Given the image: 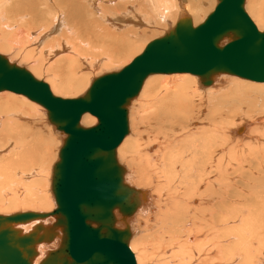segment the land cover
I'll return each instance as SVG.
<instances>
[{
	"label": "bare ground",
	"instance_id": "6f19581e",
	"mask_svg": "<svg viewBox=\"0 0 264 264\" xmlns=\"http://www.w3.org/2000/svg\"><path fill=\"white\" fill-rule=\"evenodd\" d=\"M187 2L190 12L183 9ZM187 2L0 0V54L25 67L17 59L13 61L19 54L15 58L12 54L22 48L16 42L10 45L13 38H9L8 30H15L24 43L49 45L48 58L31 59L25 68L35 78L38 72L48 71L55 94L68 92L82 84L84 71L89 74L102 64L115 63L130 54L149 29L138 28L145 21L153 26L168 22L170 27L163 37L180 18L188 17L197 26L211 13L198 23L202 3ZM178 9L182 10L179 16ZM194 9L196 13H192ZM246 10L254 13L253 21L262 32L264 0H245ZM27 53L32 54L30 50ZM196 82L200 90L207 89V97L197 89ZM263 87L264 83L228 74L215 75L208 87L191 74H156L145 80L129 104V133L116 150L117 160L126 169L125 183L146 192L145 201L128 219L129 248L136 264H264V116L243 121L235 111L244 99L250 107H254L250 104L253 100L264 109ZM13 94L0 92V123L3 119L6 132L11 131V135L0 133V207H8V213L0 215L18 213L15 211L20 206L21 212L49 213L56 207L51 191L52 168L66 136L49 123L43 107ZM42 109L61 143L46 186L51 195L35 191L44 181L40 177L47 176L40 169L44 158L39 160V153L44 151L45 157L52 158V146L40 148L36 144L39 138L35 140L41 132L33 124L34 114ZM96 123L88 113L80 119L83 127ZM11 137L13 151L8 157ZM5 186L8 192L12 186L23 188V194L10 192L4 197ZM52 221L49 218L43 223ZM36 223L23 226V231ZM117 226L123 227L120 223ZM57 244L55 240L49 246H39L34 264Z\"/></svg>",
	"mask_w": 264,
	"mask_h": 264
},
{
	"label": "water",
	"instance_id": "95a60500",
	"mask_svg": "<svg viewBox=\"0 0 264 264\" xmlns=\"http://www.w3.org/2000/svg\"><path fill=\"white\" fill-rule=\"evenodd\" d=\"M156 74L195 75L204 87L217 74L264 83V30L247 15L245 0H217L202 23L180 18L128 65L95 78L82 96L70 99L53 95L45 82L0 54V92L40 105L66 136L52 168L56 207L49 213L0 215V264H34L38 247L55 240L57 246L37 264H136L128 219L146 192L125 183L116 150L129 133V104ZM86 113L96 118L95 125L81 126ZM49 218L53 221L44 224ZM32 222L37 223L24 232Z\"/></svg>",
	"mask_w": 264,
	"mask_h": 264
},
{
	"label": "rangeland",
	"instance_id": "374dc122",
	"mask_svg": "<svg viewBox=\"0 0 264 264\" xmlns=\"http://www.w3.org/2000/svg\"><path fill=\"white\" fill-rule=\"evenodd\" d=\"M171 2L172 3H174V0H171ZM186 2H187V0H186ZM199 2H201L202 4H201V6H203V13L200 15V17H199V19H198V23L202 20V19H204V16H207L210 12H212L213 11V9H214V6H215V0H199ZM188 3V2H187ZM183 9H187V11L188 12H190V9H189V3L186 5V8H183ZM248 9V8H247ZM182 10H180L179 11V9H178V13H177V15L179 16V14H182V13H180ZM193 12L192 13H196V9H194V10H192ZM184 13H187V12H184ZM246 13L248 14V16L250 17V19L252 20V22L254 23V21H253V17H254V13H250V12H248L247 10H246ZM263 13H264V11H263ZM166 23V24H165ZM172 24H173V22H172ZM172 24H170V25H172ZM255 24V23H254ZM147 26V27H146ZM173 26V25H172ZM256 26V25H255ZM139 27H142V28H144L145 27V29L147 30L148 28V31H147V33H146V35L141 39V41H139L137 44H136V47H134V49L130 52V54H127L126 55V57L124 56L123 58H121L119 61H117V62H115V63H109V64H107V65H101L100 67H98V68H94L93 70H92V72H90L89 74L88 73H86L85 71H84V73H83V77H84V79H85V77L87 78V79H83V81H81V83L82 84H80L79 83V85H78V87H76V89H73V90H70V91H68V92H65V91H61V93H58V94H55L56 93V91H54V89L52 88V84H54V81H53V79L51 78L52 77V75L51 74H49V72L48 71H44V72H38L39 74L38 75H36L37 77V79H39V80H42V81H44L46 84H48V86L50 87V89H51V91H52V93L55 95V96H58V97H61V98H66V99H70V98H76V97H78V96H80L81 94H83L84 92H85V90L87 89V87L89 86L88 84H89V82L92 80V79H94V78H96V77H99V76H101V75H103V74H105V73H109V72H114V71H118V70H120L121 68H123L124 66H126L127 64H129L130 62H131V60L133 59V58H135L136 56H138L142 51H143V49L145 48V46L149 43V42H151V41H153V40H155V39H157V38H159V37H161L163 34H164V32L167 30V28H169L170 26H169V23L168 22H164V23H162L161 25H156V26H153L152 24H149V23H147L146 21H145V23H142V24H140L139 26H138V28ZM257 27V26H256ZM8 32V34L10 35V39L11 38H13V39H11V41H10V45H14L15 44V42H16V44H19V47H21L22 48V50L24 49V51L22 52V50H16V52H15V54H12L13 55V57L15 58V57H17L16 55H18V57L17 58H15L13 61H15L16 59L18 60H16L20 65H22V66H25L26 68H27V66L29 67V65L31 64V62H32V60L31 59H34V61H36L35 60V58H39V60H45L46 59V57L48 58L51 54L48 52V50H49V45L46 47V46H44L45 44L44 43H42V42H40V41H38L36 44H35V46L33 45V43L32 44H30L29 42H23V41H20V39L21 38H19V36L18 35H16L14 32H15V30H12V31H7ZM11 32H13V33H11ZM11 34H13L12 36H11ZM15 35H16V37H15ZM14 36V37H13ZM16 38H18V39H16ZM14 42H13V41ZM17 40V41H16ZM19 41V42H18ZM20 43H22V44H20ZM23 43H24V46H23ZM27 43V44H26ZM40 43V44H39ZM42 43V44H41ZM9 45V46H10ZM33 45V46H32ZM16 46V48L18 47V45H15ZM14 46V47H15ZM43 46V47H42ZM32 47V48H31ZM36 47V48H35ZM142 47V49H140ZM31 48V49H30ZM40 48V49H39ZM42 48H43V50H42ZM44 48H45V51H44ZM10 50H12V48H9ZM30 50V52L32 53L31 55L30 54H26V52H28ZM42 50V51H41ZM8 51V50H7ZM34 51V52H33ZM43 52V53H42ZM35 54V55H34ZM32 55H34V56H32ZM37 55H39L38 57H37ZM49 55V56H48ZM23 56V57H22ZM25 56V57H24ZM26 56L28 57L27 59H26ZM29 56H31V57H33V58H30ZM36 56V57H35ZM25 58V59H24ZM22 63H20V62ZM126 62V63H125ZM25 64V65H24ZM27 65V66H26ZM104 66V67H103ZM28 69V68H27ZM94 71V72H93ZM31 72V71H30ZM33 74V73H32ZM41 74V75H40ZM86 74H87V76H86ZM45 75H48V77H46ZM91 75V76H90ZM35 76V75H34ZM40 76V77H39ZM65 77V76H64ZM72 77V76H71ZM192 77V76H191ZM45 78H49L48 80L46 79L45 80ZM194 78V77H193ZM195 79V78H194ZM196 80V79H195ZM48 81V82H47ZM49 81H50V84H49ZM196 87H197V89H199L200 87L197 85V82H196ZM209 89H212V88H209ZM208 89V90H209ZM214 89V88H213ZM262 89H264V87L262 88ZM200 90V89H199ZM207 90V89H206ZM206 90H200L201 91V94H203V96H205V97H207L206 96V94H205V91ZM66 94V95H65ZM14 95V94H13ZM15 96V95H14ZM18 95H16V97H17ZM136 101V100H135ZM243 104H242V106H241V108L239 107V108H236L235 109V111H236V113H238V119L239 120H243V121H246V120H248V119H253V118H255V117H259L260 115L261 116H264V109L263 108H260V107H257V105L255 104V102L252 100L251 101V103L250 104H253L254 105V107H250V105L248 104L249 102H248V100L247 99H244L243 100ZM248 102V103H247ZM249 106V107H247V106ZM36 106V105H35ZM37 108H39V109H41L40 107H38V106H36ZM245 107H246V109H245ZM241 109H242V111H241ZM259 109V110H258ZM261 109V110H260ZM249 110V111H248ZM243 112V113H242ZM257 112V113H256ZM263 112V113H262ZM259 114V115H258ZM35 120H36V122H33V124L35 123V125H36V128H38V129H36V131L38 130V132L40 133L41 132V136H37V137H35V140H36V138L38 139H40V140H42V141H40L39 139H38V143H36L37 145H39V147L40 148H43L44 149V145L46 144V145H48L49 147L50 146H52V147H50V148H54L53 150L51 149H49V153H53L52 155L50 154V157H52L51 158V160L49 159V158H47V156L45 157L44 156V151H41L40 153H39V160H41L42 158H44L43 159V164H41V167H40V169L41 170H43V171H45V173L47 174V176L46 175H44V177H40V179L41 178H43L44 179V181L42 182V184H41V186H36V188H35V191L37 192V193H44V192H46V191H48L47 193L48 194H50L49 193V188H47L46 186L48 185L49 186V178H50V170H51V167H52V165H53V163L55 162V159H56V155H57V150H58V147H59V144H61V143H59V140H58V137H57V133H55L53 130H52V128L49 126V124L46 122V119H45V115H44V112H43V109L42 110H38L35 114ZM251 115V116H250ZM257 115V116H256ZM42 116V117H41ZM37 117V118H36ZM40 118V119H39ZM1 124H3V126L1 125ZM4 122H3V119H2V121H1V123H0V133L2 134V135H7L8 133L11 135V131H9V132H6L8 129H6L7 127H5L4 126ZM32 124V125H33ZM82 124V123H81ZM6 125V124H5ZM35 125H33V126H35ZM48 126V127H47ZM83 126V125H82ZM4 129H3V128ZM84 127H87V126H84ZM89 127V126H88ZM39 129H40V131H39ZM3 131V132H2ZM43 131V132H42ZM49 131H50V136H48L47 134L49 133ZM48 132V133H47ZM7 133V134H6ZM43 133H45V134H43ZM0 134V135H1ZM9 135V136H10ZM46 136H48L47 138H46ZM54 136V137H53ZM144 136V135H143ZM41 137H44V138H41ZM45 140V141H44ZM142 140L144 141V139L142 138ZM237 140H241V139H239V138H237ZM8 141H9V146L12 144V146L10 147V149H8L9 151H8V153H10V151L12 150L13 151V139H12V137H11V140H10V138H8ZM244 141V140H243ZM11 142V143H10ZM35 142V141H34ZM41 142V143H40ZM43 142V143H42ZM42 144V145H41ZM53 151V152H52ZM8 153H6L5 154V156H7V154ZM11 155V153L10 154H8V157ZM42 157H41V156ZM8 157H6V158H8ZM53 158H55L54 160H53ZM49 159V160H48ZM119 159V158H118ZM38 160V161H39ZM120 160V159H119ZM51 163V165L50 166H48V163ZM121 162V161H120ZM46 164V167H43V165H45ZM50 167V168H49ZM44 173V174H45ZM48 177V178H47ZM42 179V180H43ZM46 180V181H45ZM46 184V185H45ZM6 187V186H5ZM16 186H12V188H10V189H12V190H10L9 192H8V188L6 187L5 188V190H3V196L5 197V194H8L9 195V193L10 192H13V193H16L18 196H20L21 194H23V192L21 193V191H23V188L20 190V189H18L17 190V187L15 188ZM14 188V189H13ZM18 188H21L20 186L18 187ZM39 189V190H38ZM17 190V191H16ZM43 191V192H40V191ZM17 192H20V195H19V193H17ZM51 195V194H50ZM9 198V197H8ZM7 198V199H8ZM51 198H52V196H51ZM53 201V200H52ZM4 207H0V214H4V213H8V212H5V210H6V208H8V207H5L4 208V211H2V209H3ZM11 208H13V207H11ZM21 209H22V206H20V208H19V210H16L15 212H21Z\"/></svg>",
	"mask_w": 264,
	"mask_h": 264
}]
</instances>
